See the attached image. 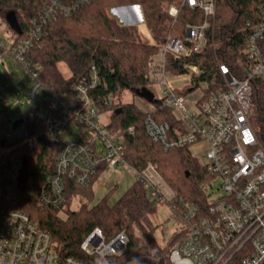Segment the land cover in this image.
Instances as JSON below:
<instances>
[{"label":"built area","instance_id":"built-area-1","mask_svg":"<svg viewBox=\"0 0 264 264\" xmlns=\"http://www.w3.org/2000/svg\"><path fill=\"white\" fill-rule=\"evenodd\" d=\"M87 3L88 0H51L39 20L32 22L33 29L25 38L10 46L0 40V67L6 58H11L31 75L34 83L26 95L36 109L28 117L46 121L48 135L57 144L55 173L39 194L41 204L61 209L67 203L69 183L87 189L102 168H129L151 199L167 204L173 218L185 225L180 231L183 237L171 249L168 261L153 254H147L145 259L153 264H264V148L251 122L254 87L260 84L264 89V5L259 8L258 21L249 24L251 32L242 68L232 72L216 59L222 89L208 93L209 86L204 84L206 90L194 103L173 86L174 76L166 70V58L169 55L178 61L208 47L209 36L213 37L215 31L217 0H182V7L200 10L205 21L187 25L183 39L169 36L159 54L149 61L148 80L158 89L154 97L169 108L182 131L171 137L170 126L157 124L152 112L144 110L146 132L166 151L188 149L206 171L209 182L201 189L204 202L200 205L178 196L169 187L164 191L155 180L159 178L155 167L139 173L129 166L121 137L98 122L103 108L112 107L113 97L104 99L103 106L96 104L92 90L98 86L99 77L94 67L90 81L75 87L73 95L65 99L45 89L39 71L27 60L43 27L59 17L71 16ZM179 14V7H170L169 16L175 22ZM185 69L192 91L194 78L201 71L191 65ZM24 127L23 124L6 133L5 139L11 143L22 137ZM73 127L78 132L72 135ZM18 176L11 175L10 181H5L0 175V264H83L74 258L59 259L51 235L38 228L19 207ZM128 245L125 233L107 240L97 228L80 249L84 256L95 258L94 264H111L110 259L120 257ZM138 261L132 259L127 264Z\"/></svg>","mask_w":264,"mask_h":264},{"label":"trees","instance_id":"trees-1","mask_svg":"<svg viewBox=\"0 0 264 264\" xmlns=\"http://www.w3.org/2000/svg\"><path fill=\"white\" fill-rule=\"evenodd\" d=\"M50 1L0 0V17L7 13L14 19L12 24L17 31L14 43L25 38L33 29L32 22L39 20ZM181 4L182 0H88L71 16L59 17L43 27L41 37L29 52L27 60L39 71L45 89L65 99L73 95L75 87L90 81L94 67L99 83L92 90V95L99 106H103V100L108 96L113 97L110 110L114 115L108 129L121 137L127 163L139 173L149 163L154 164L171 190L201 205L204 202L201 186L209 177L191 152L188 149L166 151L161 143L153 142L148 136L145 127L147 115L143 111L134 103L117 105L118 98L125 91L138 96L147 89L150 58L158 54L169 36L183 39L187 25H200L205 21L200 10H191ZM263 5L264 0H217L215 31L213 37L209 36L208 47L200 54L178 61L168 55L167 72L173 76L185 75L188 73L186 65L197 66L201 74L194 78L192 91H196L201 84H208V93L222 89L216 59L228 65L232 72L242 68L240 65L244 63L246 43L251 32L249 24L258 21L259 8ZM133 6L141 9L144 22L155 41L153 46L141 41L136 27L122 25L109 15L111 10ZM172 6L180 9L176 22L169 16ZM61 65L68 68L69 77L63 76ZM156 105L151 113L153 120L159 125L170 126L171 137L176 131H182L169 108L163 107L160 102ZM251 122L264 148V89L260 84L254 87ZM23 124L22 137L11 143L0 132V175L5 181H10L11 175H15L12 159L17 163L14 168L18 175L26 164L28 179L23 190L18 188L17 191L19 207L38 228L51 235L59 259L74 258L83 264H94L95 258L84 256L80 247L99 228L107 240L120 233H125L129 239L126 250L120 257L111 258V264H127L154 250L168 261L171 249L183 235L178 232L166 247L159 246L153 237L155 227L151 221L159 204L151 199L138 180L114 204L109 203L107 196L90 206L94 198V184L102 168L87 189L70 183L67 185L66 212L64 207L57 210L45 208L39 194L47 185L48 177L55 173L57 144L48 135L46 121L27 117ZM3 152L5 154L2 155ZM5 157L7 162H3ZM78 197L82 199L80 208L69 210L68 206Z\"/></svg>","mask_w":264,"mask_h":264},{"label":"rangeland","instance_id":"rangeland-1","mask_svg":"<svg viewBox=\"0 0 264 264\" xmlns=\"http://www.w3.org/2000/svg\"><path fill=\"white\" fill-rule=\"evenodd\" d=\"M122 11L123 10L121 8L114 9L109 11V15L113 18H116L119 21L120 20L119 14ZM13 22H14L13 16L10 14L4 13V17H0V25H2V28L0 29V40H2L8 46H10L13 43V40L16 38L17 35V31L11 27ZM134 27L137 28L138 33L143 42L153 43L151 35L147 30L146 25H144L143 21H138V23L135 24ZM151 58H153V56ZM60 69L65 78L70 76V72L65 65H61ZM33 83H34L33 78L22 65L13 61L11 58L5 59L4 65L0 67L1 136L5 135L6 133L13 132L14 123L16 121L26 119L29 113L31 112V109L35 107L34 103H30L28 101L26 95L29 92V89L33 85ZM155 85L156 84L152 83V81L149 80V85L147 89H149V91L156 92L155 87H153ZM205 90H206V85L201 84L200 89L193 92V94L200 95V92ZM185 96H189V95H185ZM118 99L119 100L117 101L118 103L117 105H120L122 103H134L136 105V101H137L138 105L136 106L140 107V110L142 109L143 112L144 110L147 111L146 110L147 108L143 107L142 102H140L139 99L130 91H125L123 94H121V97H119ZM113 115H114L113 110L110 109L104 110L98 116V122L103 126L108 127L112 122ZM77 132H78V128L73 127L72 135L76 134ZM72 135L70 134L69 136ZM3 154L5 153L3 152L2 155ZM4 161L6 162L8 161L7 157L3 158V162ZM14 166L17 165L15 164L13 165L12 171L15 173V175H18V172L16 171V168H14ZM129 166L132 168L130 164ZM150 166L156 168V172L157 175H159V178L157 177L155 180H157L162 184V187H164L163 190L165 191L166 187L169 186L162 178L160 172L158 171V168L154 164L149 163L146 169ZM152 175H156V174L153 173ZM135 181H137L135 177V173H133V171L129 168H125L118 171H110V170L103 171L100 174L98 181L94 184V188H93L94 198L92 202L89 203V205L94 206L107 196L109 198V203L114 204L130 188V186L134 184ZM208 182L209 181H207V183ZM217 184L219 185V182ZM141 185L144 187V184L141 183ZM204 186L205 184L201 187L203 188ZM214 189L217 190V187ZM74 200L75 201H72L71 205L68 206L69 210L76 211L80 208V205L82 204V199L78 197ZM157 209H158L157 213L151 217L152 224L155 227V232L153 237L158 242L159 246L166 247L168 243L170 244V241L173 239V236L181 231L182 224L180 220H175L173 218L169 206L167 204L164 203L159 204V206H157ZM67 210H68L67 207H64V212H66ZM171 243L173 244V242ZM169 247H171V245H169ZM147 254L157 255L155 250L152 252H148ZM146 255L136 258L139 261L132 264H153L152 261L145 259ZM160 256L163 257L164 255H160Z\"/></svg>","mask_w":264,"mask_h":264},{"label":"crops","instance_id":"crops-1","mask_svg":"<svg viewBox=\"0 0 264 264\" xmlns=\"http://www.w3.org/2000/svg\"><path fill=\"white\" fill-rule=\"evenodd\" d=\"M123 11L119 14V17H120V20L119 22L122 24V25H126V26H134L135 24L138 23V21H143L144 22V18H143V15H142V12H141V9L138 7V6H133V7H123L121 8ZM144 25L145 22H144ZM0 27L2 28V25H0ZM14 30L15 29V26H11ZM0 28V29H1ZM147 28V26H146ZM148 30V28H147ZM138 31V30H137ZM149 31V30H148ZM150 33V32H149ZM139 34V33H138ZM151 35V34H150ZM140 36V35H139ZM141 38V37H140ZM151 38H152V41L153 43H144L146 45H149V46H153L155 44V41L151 35ZM15 40V39H14ZM13 40V42H14ZM190 83H191V80L188 76L186 75H183V76H174L173 79H172V84L173 86L175 87V89L177 90L178 93L182 94V95H189V96H185L189 102L191 103H194L197 99H199L200 95H194L193 92L191 91V89H189V86H190ZM156 89V88H155ZM149 91V89H147ZM158 89H156V92ZM151 92L153 95H155L154 91H149ZM191 95V96H190ZM140 102H142V105L144 108H147L146 110L148 112H154V110L156 109V102L152 103L150 102L149 100H146L145 98L141 97V96H136ZM155 101H157V98L154 97ZM159 102V101H158ZM136 105L137 104V101H136ZM138 107V106H137ZM140 109V107H138ZM24 120V119H23ZM23 125V124H22ZM107 169L103 168L102 169V172L103 171H106ZM108 171V170H107Z\"/></svg>","mask_w":264,"mask_h":264},{"label":"water","instance_id":"water-1","mask_svg":"<svg viewBox=\"0 0 264 264\" xmlns=\"http://www.w3.org/2000/svg\"><path fill=\"white\" fill-rule=\"evenodd\" d=\"M12 25L14 26V24H12ZM139 96H141V97L149 100L152 103L155 101L154 95L151 92H149L147 89L143 90L142 93H139ZM155 102H158V101H155ZM23 123H24V120L23 119L22 120H19V121H16L14 123L13 130L18 129ZM27 179H28L27 167H26V164H24L23 169L20 171V174H19V176L17 178L18 186L22 190L24 188L23 185L27 182Z\"/></svg>","mask_w":264,"mask_h":264}]
</instances>
